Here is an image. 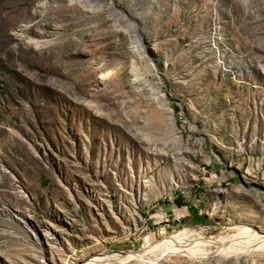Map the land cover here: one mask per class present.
<instances>
[{"label": "rangeland", "instance_id": "1", "mask_svg": "<svg viewBox=\"0 0 264 264\" xmlns=\"http://www.w3.org/2000/svg\"><path fill=\"white\" fill-rule=\"evenodd\" d=\"M260 228L264 0H0V264H264L216 252Z\"/></svg>", "mask_w": 264, "mask_h": 264}, {"label": "bare ground", "instance_id": "2", "mask_svg": "<svg viewBox=\"0 0 264 264\" xmlns=\"http://www.w3.org/2000/svg\"><path fill=\"white\" fill-rule=\"evenodd\" d=\"M156 61H158V59L156 60ZM260 232H262V233H260ZM241 235H244L245 237H250L249 239H251V238H257L258 239V243H255L256 245H250V246H248V247H241V248H238V249H236V248H233V247H227L226 249L225 248H221L219 245H220V243H218V242H216V244L218 245V247L220 248L219 250H217L216 252L218 253H220V254H223L224 256H225V259L226 260H228V261H231V260H236L237 261V259L239 258V256L240 255H242V253H246V252H249V251H251V249L252 250H255V249H257V250H259V249H261L262 248V246H260V245H264V228H260V229H258L256 232H255V230L254 231H249V230H245V232H243ZM171 245V244H170ZM163 246H165V245H163ZM175 246H177V245H175ZM175 246H170V248H166L167 250H172ZM176 248V247H175ZM177 248L178 249H176V250H174L175 252L176 251H178V252H180L181 254H185L184 252H185V250H188V249H186V247H178L177 246ZM196 248H197V250L196 249H194V247H189V251L190 252H193V253H198V254H203V253H208V249L207 248H203L201 245H199V246H196ZM212 253H214V252H212ZM256 254V253H255ZM162 255V254H161ZM160 254L158 255L159 257H162ZM159 257L158 258H156V259H154V258H146L147 260H150L151 262H152V264H155V262L159 259ZM216 257V256H215ZM244 257V256H243ZM125 258H127V256L126 257H123V256H113V257H105V258H103V259H95V260H93L92 262L90 261V262H88V264H100L101 262H106V261H110V259L112 260V259H115V260H123V259H125ZM230 258H233V259H231L230 260ZM131 259V258H130ZM114 260V261H115ZM241 260V259H240ZM244 260V259H243ZM112 262V261H111ZM144 262V264H149V263H146L147 261L145 260V261H143ZM120 263H122V262H120ZM230 262H227V264H229Z\"/></svg>", "mask_w": 264, "mask_h": 264}, {"label": "trees", "instance_id": "3", "mask_svg": "<svg viewBox=\"0 0 264 264\" xmlns=\"http://www.w3.org/2000/svg\"><path fill=\"white\" fill-rule=\"evenodd\" d=\"M172 106L176 112L179 111V107L177 105H172ZM174 204L177 207L183 206L185 204V203H182L181 196L179 193L177 194L176 199H174ZM188 214H189V219L194 223L203 224V223H206L208 221L204 215L199 214L198 210L196 208L192 207L191 205L188 206Z\"/></svg>", "mask_w": 264, "mask_h": 264}]
</instances>
